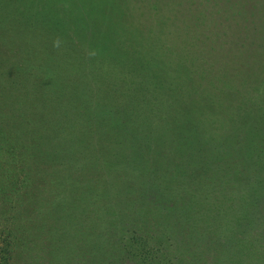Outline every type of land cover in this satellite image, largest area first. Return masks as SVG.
Instances as JSON below:
<instances>
[{
	"label": "rangeland",
	"instance_id": "obj_1",
	"mask_svg": "<svg viewBox=\"0 0 264 264\" xmlns=\"http://www.w3.org/2000/svg\"><path fill=\"white\" fill-rule=\"evenodd\" d=\"M10 3V264H264V0Z\"/></svg>",
	"mask_w": 264,
	"mask_h": 264
},
{
	"label": "flooded vegetation",
	"instance_id": "obj_2",
	"mask_svg": "<svg viewBox=\"0 0 264 264\" xmlns=\"http://www.w3.org/2000/svg\"><path fill=\"white\" fill-rule=\"evenodd\" d=\"M11 1H17V3H19L22 7H24V11L25 14L27 13H31L34 11H38L35 7L37 6V2L38 0H34L36 2V4L34 2H32L33 0H0V17L3 19V14H5L6 10L14 13L13 8L11 7L12 4L10 3ZM50 7H52L51 4H47V8L50 9ZM28 17V15H26ZM21 17H25V15H22ZM1 22H4L1 20Z\"/></svg>",
	"mask_w": 264,
	"mask_h": 264
},
{
	"label": "trees",
	"instance_id": "obj_3",
	"mask_svg": "<svg viewBox=\"0 0 264 264\" xmlns=\"http://www.w3.org/2000/svg\"><path fill=\"white\" fill-rule=\"evenodd\" d=\"M2 220L3 219H0V221H2ZM7 220H9V219H5L4 221L6 222ZM12 242H13V239L12 240L10 238H9V240L8 239H5V238L3 239V235L0 233V264H10V262H9L10 261V258L11 259H14V257H12V255L10 254V252H14V250L12 248L7 247L10 244H12ZM3 245H5L6 247H3ZM232 249H234L233 246H232ZM7 252H9V253H7ZM242 254L243 253H241L240 250H236V251L234 250V251H231L230 252V255L231 256H234V257L240 256ZM47 264H49L48 261H47Z\"/></svg>",
	"mask_w": 264,
	"mask_h": 264
}]
</instances>
